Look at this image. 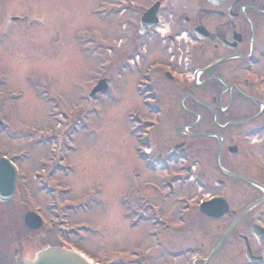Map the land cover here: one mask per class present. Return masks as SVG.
<instances>
[{"label": "flooded vegetation", "instance_id": "flooded-vegetation-1", "mask_svg": "<svg viewBox=\"0 0 264 264\" xmlns=\"http://www.w3.org/2000/svg\"><path fill=\"white\" fill-rule=\"evenodd\" d=\"M156 2L157 28L144 35L141 18L148 8L136 15L129 3L122 8L120 15L135 18L124 16L125 45L112 47L107 63L115 67L119 58L121 69L134 68L135 84L147 85L140 103L157 117V223L136 222L133 229L127 223L122 230L141 232L144 244L116 248L101 263L82 252L84 238L97 234L88 220L97 204L94 186L73 192L65 175L52 185L55 165L31 181L19 173L12 197L0 195V239H15L0 249V264L30 261L38 245H69L97 264H264V0ZM150 35H157V62L144 65L151 58L141 42ZM80 114L88 115L77 110L73 117ZM69 122L53 135L59 150L80 132L72 116ZM8 129L0 117V144ZM39 196L47 199L43 205ZM16 213L26 231L21 242Z\"/></svg>", "mask_w": 264, "mask_h": 264}, {"label": "rangeland", "instance_id": "rangeland-1", "mask_svg": "<svg viewBox=\"0 0 264 264\" xmlns=\"http://www.w3.org/2000/svg\"><path fill=\"white\" fill-rule=\"evenodd\" d=\"M129 1L140 8L155 0ZM119 8L118 0H0V117L9 128L2 135L0 152L29 181L42 169L52 171L55 165L58 171L52 185L65 175L63 182L73 192L80 185L81 194L86 186H94L91 193L92 197L97 193V204L88 220L96 223L97 234L84 238L82 252L101 263L108 262L116 248L144 244L141 232L122 230L127 224L120 203L124 192L136 198L140 190V195L148 196L150 203L157 205V170H148L139 159L146 148L151 163L157 159V117L149 114L148 106H142L136 96L138 75L134 68L130 72L121 69L122 61L117 65V57L115 67L107 64L109 50L125 45V25L121 26L124 16L134 20L136 15L133 11V15L122 16ZM9 18L23 20L11 23ZM155 36L142 39L143 49L151 58L144 65L157 62ZM102 78L109 80L108 92L88 104L90 87ZM82 108L88 115L86 120L81 114L80 119L72 116L80 132L69 139L73 141L69 149L65 150L64 144L60 150L56 146L53 149L51 139L60 132L58 125L63 117L51 115L58 111L71 115ZM129 115L137 119L141 128H134ZM138 134L146 140L143 136L138 139ZM20 186L26 195L27 187L23 183ZM71 196L72 193L65 198L70 201ZM37 201L43 205L47 199L39 196ZM132 215L130 211L126 214L129 218ZM16 217L20 241L26 231L21 215L16 213ZM151 217L148 215L145 222L149 223ZM115 223L118 228L113 226ZM5 240L7 244L0 239V249L15 239ZM69 242L77 249L78 242ZM100 251L103 252L99 254Z\"/></svg>", "mask_w": 264, "mask_h": 264}, {"label": "water", "instance_id": "water-1", "mask_svg": "<svg viewBox=\"0 0 264 264\" xmlns=\"http://www.w3.org/2000/svg\"><path fill=\"white\" fill-rule=\"evenodd\" d=\"M157 6L150 9L143 17L142 29H147L150 25L155 24V12ZM15 20H12V22ZM0 194L2 196L9 195L13 191L15 178L12 168L8 163L1 160L0 162ZM21 264H91L88 261L82 259L81 257L75 255L74 253L59 249L45 247L38 249L34 253L33 258L30 261H22Z\"/></svg>", "mask_w": 264, "mask_h": 264}]
</instances>
